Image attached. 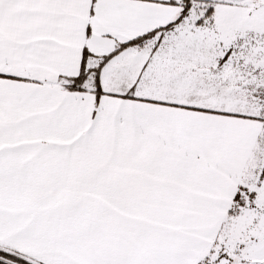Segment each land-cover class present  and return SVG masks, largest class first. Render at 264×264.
Masks as SVG:
<instances>
[{
	"label": "snow or ice",
	"instance_id": "6c2138e0",
	"mask_svg": "<svg viewBox=\"0 0 264 264\" xmlns=\"http://www.w3.org/2000/svg\"><path fill=\"white\" fill-rule=\"evenodd\" d=\"M0 264H264V0H0Z\"/></svg>",
	"mask_w": 264,
	"mask_h": 264
}]
</instances>
